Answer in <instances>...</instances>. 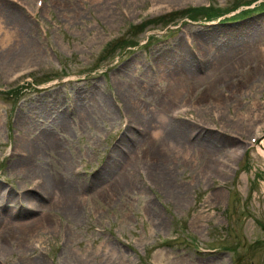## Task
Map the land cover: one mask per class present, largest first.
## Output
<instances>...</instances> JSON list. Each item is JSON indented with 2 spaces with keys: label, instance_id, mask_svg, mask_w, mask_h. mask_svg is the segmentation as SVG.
Segmentation results:
<instances>
[{
  "label": "rangeland",
  "instance_id": "1",
  "mask_svg": "<svg viewBox=\"0 0 264 264\" xmlns=\"http://www.w3.org/2000/svg\"><path fill=\"white\" fill-rule=\"evenodd\" d=\"M263 3L0 0V264H264Z\"/></svg>",
  "mask_w": 264,
  "mask_h": 264
},
{
  "label": "bare ground",
  "instance_id": "2",
  "mask_svg": "<svg viewBox=\"0 0 264 264\" xmlns=\"http://www.w3.org/2000/svg\"><path fill=\"white\" fill-rule=\"evenodd\" d=\"M0 32H3L2 37H0L1 38L0 39V43H1L2 46H5L7 43L10 42L12 34H10L8 29L3 25L1 19H0ZM181 73H185V74L188 73V74L192 75L191 67L189 66V64H188L187 67L184 66L182 68ZM160 120L161 121H165L166 117L164 115H161ZM173 129H174V127H173ZM161 133L162 132H161L160 126L156 125L154 127L153 132H152L154 140H155V143L153 142V147L158 145L159 146L158 148H160L161 145L164 144L161 141V138H162ZM166 134H167L166 136H168L167 139H169L172 142L175 141L176 142V143L174 142L175 144H177L178 140H179L181 146H184V145L187 146V144H189V141H187V139H185V137H184V142H183V139L181 138L182 137V132L180 133L179 129H177V130H175V129L174 130H169V133H166ZM176 138H178V140ZM205 141H207V144H205V145L204 144H200L198 147H201V149L206 151V152H210L211 151V147H212V145H211L212 141L208 140V139H205ZM238 150L239 149L236 148L235 150L230 151L229 158L231 159L233 156L237 155L238 154ZM256 150H257V153L262 157V159L264 161V138L256 143ZM32 151H34V149ZM155 153H157V152H155ZM25 161H26V163H25ZM25 161L24 160H23V162L21 161L23 166H25V164H28V161H29L28 158L25 159ZM223 162H225V160H223ZM28 166H29V164H28ZM51 176L52 177H50L49 182H48L47 185H48L49 189H51L52 191L54 190V192H55V195H54L53 198L57 199L56 201H58L59 199H63V200L69 199L74 194V192H72V189H71L72 185L71 186L69 185L68 179L66 177H63L62 179L61 178H57V177H55V175H51ZM31 198L32 197H30V200H31ZM30 203H32V202H30ZM64 204H65V202H64ZM26 223L27 222H22V223H18V225H13V223L9 219H7L6 216H4V215L0 216V229L3 228V227L5 229H11V228H15V227L16 228L17 227L20 228L23 225H27ZM1 237H2V234L0 232V238ZM34 264H40V263H39L38 260H35Z\"/></svg>",
  "mask_w": 264,
  "mask_h": 264
},
{
  "label": "trees",
  "instance_id": "3",
  "mask_svg": "<svg viewBox=\"0 0 264 264\" xmlns=\"http://www.w3.org/2000/svg\"><path fill=\"white\" fill-rule=\"evenodd\" d=\"M248 3V2H247ZM261 5H264V3L263 4H261ZM210 6H202V7H190V9H188V10H183V11H179V12H176V13H181V14H183V13H185V14H187L188 15V17L189 18H191V19H193V20H197V18H198V15L199 16H202L201 14H203L204 16H205V18L206 19H210V18H212L213 16H214V10H213V8L212 9H208ZM150 22H153V21H149L148 22V24L150 23ZM145 23V22H144ZM146 24H147V22H146ZM146 24H145V26L144 27H146ZM142 26H143V23H141L140 25H138V26H133V27H131V28H137V27H140L141 29H144V28H142ZM124 41L121 39V40H119V41H117L116 42V46L114 45H112V51L110 50H108L107 51V53H106V55H108V56H111V55H113L112 53L117 49V48H122L121 46L124 44L123 43ZM129 43V42H128ZM111 44V43H110ZM109 44V45H110ZM108 45V46H109ZM128 46V45H127ZM110 49H111V47H110ZM106 52V51H105ZM105 52H103L102 53V55H101V57H103L104 55H105Z\"/></svg>",
  "mask_w": 264,
  "mask_h": 264
}]
</instances>
